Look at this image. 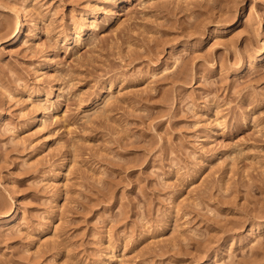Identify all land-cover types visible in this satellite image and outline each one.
<instances>
[{
  "label": "rangeland",
  "instance_id": "rangeland-1",
  "mask_svg": "<svg viewBox=\"0 0 264 264\" xmlns=\"http://www.w3.org/2000/svg\"><path fill=\"white\" fill-rule=\"evenodd\" d=\"M263 27L264 0H0V264H264Z\"/></svg>",
  "mask_w": 264,
  "mask_h": 264
},
{
  "label": "bare ground",
  "instance_id": "bare-ground-1",
  "mask_svg": "<svg viewBox=\"0 0 264 264\" xmlns=\"http://www.w3.org/2000/svg\"><path fill=\"white\" fill-rule=\"evenodd\" d=\"M16 15H17L18 23H17L16 28H15V37L12 39L11 44H15V43L21 41L23 39V31L25 30V24L22 21L19 10L16 11ZM262 40L264 42V27H263V38H262ZM262 57H264V50L262 51ZM16 213H17V211H14V213L12 215L13 218L16 217Z\"/></svg>",
  "mask_w": 264,
  "mask_h": 264
}]
</instances>
